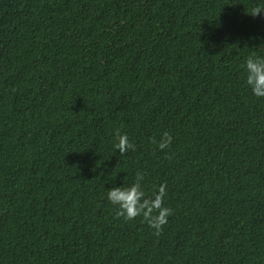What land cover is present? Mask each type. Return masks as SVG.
Here are the masks:
<instances>
[{"label": "trees", "instance_id": "trees-1", "mask_svg": "<svg viewBox=\"0 0 264 264\" xmlns=\"http://www.w3.org/2000/svg\"><path fill=\"white\" fill-rule=\"evenodd\" d=\"M256 6L0 0V264H264ZM122 183L165 185L159 233L116 215Z\"/></svg>", "mask_w": 264, "mask_h": 264}, {"label": "clouds", "instance_id": "clouds-1", "mask_svg": "<svg viewBox=\"0 0 264 264\" xmlns=\"http://www.w3.org/2000/svg\"><path fill=\"white\" fill-rule=\"evenodd\" d=\"M262 11L264 8L256 6L251 9V14L255 16ZM261 46L264 44L257 48ZM243 70V83L250 93L256 98L264 97V55H248L243 62ZM171 139V136L165 133L158 146L160 148L166 147L171 143ZM113 147L123 154L131 145L128 137L121 135ZM164 195L165 185L163 184L156 189L152 197L146 196L144 189H141L137 184L125 187L122 183L120 186L106 189V199L115 207L118 217L130 220L136 216H142L157 233L171 214V209L162 205ZM154 211L155 215H153Z\"/></svg>", "mask_w": 264, "mask_h": 264}]
</instances>
